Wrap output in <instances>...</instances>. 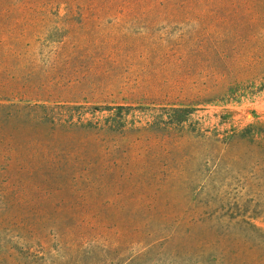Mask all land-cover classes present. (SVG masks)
Returning <instances> with one entry per match:
<instances>
[{
	"label": "rangeland",
	"instance_id": "1",
	"mask_svg": "<svg viewBox=\"0 0 264 264\" xmlns=\"http://www.w3.org/2000/svg\"><path fill=\"white\" fill-rule=\"evenodd\" d=\"M231 1L0 0V264H264V0L204 25Z\"/></svg>",
	"mask_w": 264,
	"mask_h": 264
},
{
	"label": "trees",
	"instance_id": "2",
	"mask_svg": "<svg viewBox=\"0 0 264 264\" xmlns=\"http://www.w3.org/2000/svg\"><path fill=\"white\" fill-rule=\"evenodd\" d=\"M246 4L248 5L247 0H232L231 4H229L227 8L219 10L218 14L216 16H214L213 18H210L207 22H205L204 25L205 26H210V25L220 26L221 23H228V22L236 25L237 23L240 22L241 17H242V15L239 13L240 8ZM261 17H259V18H261L263 20L260 23H261V26H263L264 25V16L261 15ZM249 24H251V23H249ZM245 59H250L249 62H251V61L252 62L253 61L263 62V55L259 54L258 52H251L250 54L245 56ZM247 62H248V60H247ZM262 72H264L263 69H262ZM234 79H237V76H235ZM229 86H230V83L227 85V87H229ZM72 107L76 108V109L79 108L78 105H75ZM107 107L111 108L110 105H107ZM113 107L116 109V113H119L120 108H122V105L117 104Z\"/></svg>",
	"mask_w": 264,
	"mask_h": 264
}]
</instances>
